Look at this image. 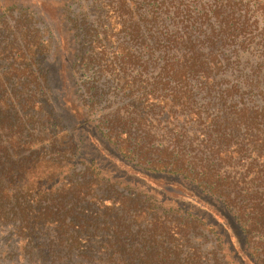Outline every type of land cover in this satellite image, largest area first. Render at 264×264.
Wrapping results in <instances>:
<instances>
[{
	"label": "trees",
	"instance_id": "trees-1",
	"mask_svg": "<svg viewBox=\"0 0 264 264\" xmlns=\"http://www.w3.org/2000/svg\"><path fill=\"white\" fill-rule=\"evenodd\" d=\"M43 1L0 4V264H264V0Z\"/></svg>",
	"mask_w": 264,
	"mask_h": 264
},
{
	"label": "rangeland",
	"instance_id": "rangeland-1",
	"mask_svg": "<svg viewBox=\"0 0 264 264\" xmlns=\"http://www.w3.org/2000/svg\"><path fill=\"white\" fill-rule=\"evenodd\" d=\"M4 1H6L7 3L16 2V4H20V5L24 6V7L28 6V7H30L33 10H36L37 7L39 6L40 9H41V11H42V9L44 7V5L42 4L44 2L43 0H0V4L3 5ZM45 10H46V12L49 15H51V12H50L51 9L49 8V6L48 7H45ZM46 20H48V19L46 18ZM260 27H262V24L260 25ZM249 57H251L249 55V53H245L244 56H243V59H247ZM251 58L253 59V61H255V58L254 57H251ZM49 62H51L54 65H58V61L55 60L53 57H50L49 58ZM52 67H54V66H52ZM58 68L59 67H54L52 70H55V71L54 72L51 71V74H50L51 75V78L53 80V84H56V78L58 77V73L56 71H57Z\"/></svg>",
	"mask_w": 264,
	"mask_h": 264
}]
</instances>
